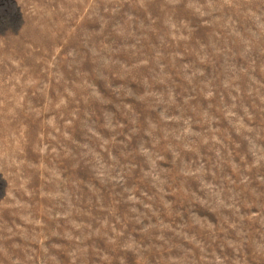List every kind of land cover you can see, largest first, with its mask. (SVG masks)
Instances as JSON below:
<instances>
[{
  "label": "rangeland",
  "instance_id": "obj_1",
  "mask_svg": "<svg viewBox=\"0 0 264 264\" xmlns=\"http://www.w3.org/2000/svg\"><path fill=\"white\" fill-rule=\"evenodd\" d=\"M0 264H264V0H0Z\"/></svg>",
  "mask_w": 264,
  "mask_h": 264
}]
</instances>
